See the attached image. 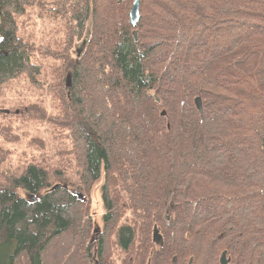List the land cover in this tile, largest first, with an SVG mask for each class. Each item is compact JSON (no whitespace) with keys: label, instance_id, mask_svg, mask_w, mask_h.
Instances as JSON below:
<instances>
[{"label":"trees","instance_id":"1","mask_svg":"<svg viewBox=\"0 0 264 264\" xmlns=\"http://www.w3.org/2000/svg\"><path fill=\"white\" fill-rule=\"evenodd\" d=\"M134 1L0 0V85L36 87L84 187L103 178L120 264H264V0H140L133 26ZM82 204L27 162L0 188V264H72Z\"/></svg>","mask_w":264,"mask_h":264},{"label":"rangeland","instance_id":"2","mask_svg":"<svg viewBox=\"0 0 264 264\" xmlns=\"http://www.w3.org/2000/svg\"><path fill=\"white\" fill-rule=\"evenodd\" d=\"M27 15L28 12L25 16ZM82 42L84 40L81 38L74 40L71 49L73 54L77 51L80 53ZM35 88L28 82L21 83L18 80H11L0 85V119L4 120V126H0V140L5 141V146L1 148L0 153V159L2 158L0 160V188L4 187L6 178L20 174L27 162L34 160L43 164L53 182L64 181L69 189L80 191L85 196V200H81L76 194L77 198L83 202V211H80L77 216L79 227L74 231L73 238H69L67 252L71 258L70 262L72 264H100L98 245L101 238L107 234L105 239L109 259L120 264V259L126 257V254L117 245L115 229L106 227L103 222L105 214L101 197L103 178L90 187H84L80 180L82 164L70 158L69 150L61 144L62 135L54 136V127L49 122L41 125L37 120L41 113L44 112L47 115L53 108L50 101L46 99L45 103L50 109L48 107L46 111L32 109L35 101L40 99L39 91ZM28 117L33 120L30 123V135L26 137V132L19 129L16 124ZM14 124L15 127H13ZM19 140L30 143L25 151L22 146L17 150L13 147L12 143ZM18 192L24 193L21 189Z\"/></svg>","mask_w":264,"mask_h":264},{"label":"water","instance_id":"3","mask_svg":"<svg viewBox=\"0 0 264 264\" xmlns=\"http://www.w3.org/2000/svg\"><path fill=\"white\" fill-rule=\"evenodd\" d=\"M139 18H140V0H135L130 10V21L132 25L136 26L139 21ZM134 36H135V39H137L136 30L134 31ZM195 103H196L198 110L202 112L203 107L201 103V98L199 96L195 98ZM77 194L79 195L80 199H85L84 195L80 191H77ZM161 237L162 236L159 234L158 229L155 226L154 232H153L154 240L159 241L161 240ZM230 261H231V257L227 255V250H223L220 256V260H219L220 264H229Z\"/></svg>","mask_w":264,"mask_h":264},{"label":"bare ground","instance_id":"4","mask_svg":"<svg viewBox=\"0 0 264 264\" xmlns=\"http://www.w3.org/2000/svg\"><path fill=\"white\" fill-rule=\"evenodd\" d=\"M132 5H133V4H132ZM130 22H131V21H130ZM133 26H134V25H133ZM134 31H135V30H134ZM71 190H72L75 194H77V191H76V190H75V191H74V189H71ZM84 197H85V196H84ZM78 199H79V198H78ZM81 200H85V199H81ZM157 229H158V228H157ZM153 232H154V229H153ZM158 232H159V230H158ZM159 234H160V233H159ZM160 235H161V234H160ZM161 236H162V235H161ZM153 240H154V238H153ZM161 240H162V237H161ZM161 240H159V241H155V240H154V241H155V242H160V243H161V242H162ZM227 255H228V254H227ZM228 256H229V255H228ZM230 262H231V261H230Z\"/></svg>","mask_w":264,"mask_h":264}]
</instances>
